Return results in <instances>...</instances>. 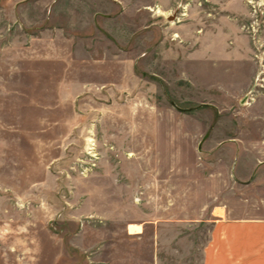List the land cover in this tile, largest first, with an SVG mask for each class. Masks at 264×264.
<instances>
[{
  "label": "rangeland",
  "instance_id": "374dc122",
  "mask_svg": "<svg viewBox=\"0 0 264 264\" xmlns=\"http://www.w3.org/2000/svg\"><path fill=\"white\" fill-rule=\"evenodd\" d=\"M239 157L264 163V0H0V264H201L194 222L264 204ZM155 215L194 224L156 252L128 233Z\"/></svg>",
  "mask_w": 264,
  "mask_h": 264
},
{
  "label": "crops",
  "instance_id": "0c3cea01",
  "mask_svg": "<svg viewBox=\"0 0 264 264\" xmlns=\"http://www.w3.org/2000/svg\"><path fill=\"white\" fill-rule=\"evenodd\" d=\"M234 143L235 148L236 142ZM245 153L251 154L253 151L251 152L249 147L243 151L240 149V154ZM238 159L239 162L242 161V165H239L240 172L237 170L238 168L235 169V176L238 180H242L243 177L251 179L256 174L257 167L264 166V163L256 162L255 166L249 167L252 170L247 175L244 164L250 161L242 157ZM249 185L252 187L251 181H249ZM254 199L256 198H252V196L234 199L233 202L225 203L223 215L216 214L213 210L211 216L206 213L207 216L202 221L194 222L196 224H211L209 238L200 249L201 264H264V204L260 201L255 202ZM152 207L156 209L160 206L154 202ZM189 223L194 224L187 223L186 220H163L161 216L155 215L153 220L130 225L128 233L130 236H140L141 238L150 233L153 245L156 246V252H160L162 232L166 229L171 230L177 225L186 227ZM132 228H138V230L131 232Z\"/></svg>",
  "mask_w": 264,
  "mask_h": 264
}]
</instances>
